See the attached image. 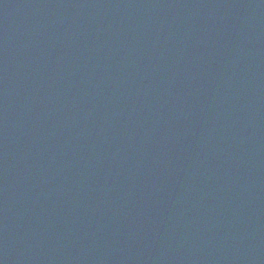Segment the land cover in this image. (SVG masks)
<instances>
[{"label": "water", "instance_id": "95a60500", "mask_svg": "<svg viewBox=\"0 0 264 264\" xmlns=\"http://www.w3.org/2000/svg\"><path fill=\"white\" fill-rule=\"evenodd\" d=\"M0 264H264V0H0Z\"/></svg>", "mask_w": 264, "mask_h": 264}]
</instances>
